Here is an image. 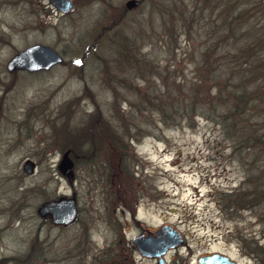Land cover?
I'll use <instances>...</instances> for the list:
<instances>
[{"label": "rangeland", "instance_id": "rangeland-1", "mask_svg": "<svg viewBox=\"0 0 264 264\" xmlns=\"http://www.w3.org/2000/svg\"><path fill=\"white\" fill-rule=\"evenodd\" d=\"M70 1L62 11L50 0H0V264H160L159 256L185 264L213 251L251 264L241 253H261L252 249L264 246V201L236 210L221 199L240 185L244 167L217 113L183 118L166 109L158 120L166 99L169 106L208 96L186 51L198 43L190 16L213 23L211 5ZM33 43L51 46L63 62L7 71L8 59ZM163 82L173 84L160 93ZM67 149L70 176L59 168ZM72 195L70 224L36 213L39 203ZM163 224L181 242L140 254L133 238Z\"/></svg>", "mask_w": 264, "mask_h": 264}, {"label": "trees", "instance_id": "trees-1", "mask_svg": "<svg viewBox=\"0 0 264 264\" xmlns=\"http://www.w3.org/2000/svg\"><path fill=\"white\" fill-rule=\"evenodd\" d=\"M172 2L178 4V0ZM244 3V0L200 2V8L211 5L213 23L192 13L188 22L196 25L198 31L193 29L198 43L194 45L190 41L186 53L193 55L195 70L200 73L198 83H207L208 96L201 101L174 99L169 106L166 99L158 109V120L162 122L166 121V109L176 111L183 118L195 111L210 115L209 108L217 113L216 122L230 138L232 152H236L237 161L244 167L240 185L223 193L221 198L234 202L236 210L260 206L264 201V0H250L242 8ZM206 22L212 24L211 28L205 26ZM96 43L93 40L91 47ZM168 83L161 84L160 93L173 84ZM177 83H183V79ZM154 97L159 103L158 97ZM140 105L142 110L148 109L143 102ZM248 156L259 159L246 161ZM252 251L261 252L259 258L264 264V246L259 245Z\"/></svg>", "mask_w": 264, "mask_h": 264}, {"label": "water", "instance_id": "water-1", "mask_svg": "<svg viewBox=\"0 0 264 264\" xmlns=\"http://www.w3.org/2000/svg\"><path fill=\"white\" fill-rule=\"evenodd\" d=\"M56 8L66 11L72 5L70 0H50ZM138 3V0H127L125 5L130 8ZM62 55L51 46L42 43H33L15 52L6 62L7 71L14 69H23L28 72L48 69L62 61ZM69 150H65L62 159L59 162V168L67 175H71L72 161L68 156ZM23 171L26 173L33 172L34 162L26 159L22 165ZM76 205L74 195L70 197H59L57 199L44 201L36 208V213L40 217L50 216L51 222L54 224H67L74 220L76 216ZM174 231H168L164 239L155 238L153 235L141 234L133 238V242L142 254L159 255L165 251L166 247L175 243H180V239H176ZM165 244V245H163ZM200 264H229L227 256L215 252L211 255L199 258Z\"/></svg>", "mask_w": 264, "mask_h": 264}, {"label": "flooded vegetation", "instance_id": "flooded-vegetation-1", "mask_svg": "<svg viewBox=\"0 0 264 264\" xmlns=\"http://www.w3.org/2000/svg\"><path fill=\"white\" fill-rule=\"evenodd\" d=\"M167 230H169L167 227L165 228V229H163L162 231H161V233H160V237H164L165 235H166V231ZM208 254V253H207ZM206 253H203V254H196L195 255V257H193V258H190V259H187L186 260V262H185V264H189V261L190 260H193V264H200V260H199V258L200 257H202V256H205V255H207ZM224 254V253H223ZM225 255H227V254H225ZM241 255H243V256H247L249 259H251V260H254V261H251V264H261V261H260V256L262 255V254H259V255H254V254H252V253H241ZM228 256V261H229V264H243V263H240V262H238L235 258H232V257H230L229 255H227ZM159 260V259H158ZM160 263V262H159ZM160 264H165V262H164V260L162 259V261H161V263ZM226 264H228V263H226Z\"/></svg>", "mask_w": 264, "mask_h": 264}]
</instances>
